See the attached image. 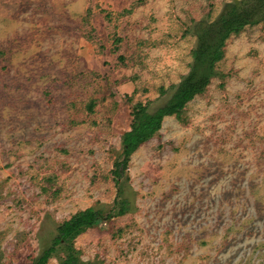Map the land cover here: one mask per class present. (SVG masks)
<instances>
[{
    "label": "rangeland",
    "instance_id": "374dc122",
    "mask_svg": "<svg viewBox=\"0 0 264 264\" xmlns=\"http://www.w3.org/2000/svg\"><path fill=\"white\" fill-rule=\"evenodd\" d=\"M233 1L0 0V264L88 207L112 217L76 237L85 264H264V22L113 174L134 106L169 101Z\"/></svg>",
    "mask_w": 264,
    "mask_h": 264
},
{
    "label": "trees",
    "instance_id": "16d2710c",
    "mask_svg": "<svg viewBox=\"0 0 264 264\" xmlns=\"http://www.w3.org/2000/svg\"><path fill=\"white\" fill-rule=\"evenodd\" d=\"M261 22H264V0H235L227 5L215 21L198 25V42L192 51L191 69L169 101L154 112L142 103L134 106L131 128L122 136V159L114 163L113 174L118 183L125 175L131 154L162 127L164 117L181 113L191 99L206 89L217 73V63L224 57L227 39L239 34L247 26ZM119 204L118 214H125L130 209L127 198L119 200ZM105 217H112V214L104 215L102 210L95 207L73 214L57 226L52 244L43 247L33 258L32 264H47L59 246L64 252L60 264H85L74 241Z\"/></svg>",
    "mask_w": 264,
    "mask_h": 264
}]
</instances>
